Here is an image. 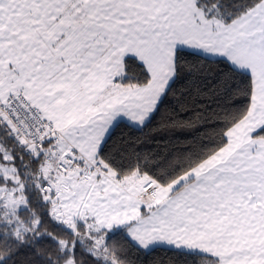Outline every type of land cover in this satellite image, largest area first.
<instances>
[{
	"label": "snow or ice",
	"instance_id": "obj_1",
	"mask_svg": "<svg viewBox=\"0 0 264 264\" xmlns=\"http://www.w3.org/2000/svg\"><path fill=\"white\" fill-rule=\"evenodd\" d=\"M264 264V0H0V264Z\"/></svg>",
	"mask_w": 264,
	"mask_h": 264
},
{
	"label": "trees",
	"instance_id": "obj_2",
	"mask_svg": "<svg viewBox=\"0 0 264 264\" xmlns=\"http://www.w3.org/2000/svg\"><path fill=\"white\" fill-rule=\"evenodd\" d=\"M174 256V253H169L165 249H157L155 252L142 253L141 258L147 261V264H154L159 260L169 261L171 257Z\"/></svg>",
	"mask_w": 264,
	"mask_h": 264
}]
</instances>
